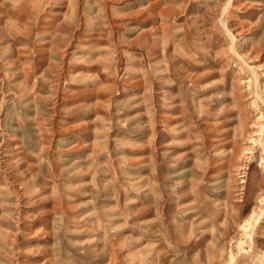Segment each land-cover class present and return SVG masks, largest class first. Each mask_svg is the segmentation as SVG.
Returning a JSON list of instances; mask_svg holds the SVG:
<instances>
[{"label":"rangeland","instance_id":"obj_1","mask_svg":"<svg viewBox=\"0 0 264 264\" xmlns=\"http://www.w3.org/2000/svg\"><path fill=\"white\" fill-rule=\"evenodd\" d=\"M0 264H264V0H0Z\"/></svg>","mask_w":264,"mask_h":264},{"label":"bare ground","instance_id":"obj_2","mask_svg":"<svg viewBox=\"0 0 264 264\" xmlns=\"http://www.w3.org/2000/svg\"><path fill=\"white\" fill-rule=\"evenodd\" d=\"M256 84V83H255ZM256 93V92H255ZM244 182V181H243ZM249 223V222H248ZM253 227V226H252Z\"/></svg>","mask_w":264,"mask_h":264}]
</instances>
